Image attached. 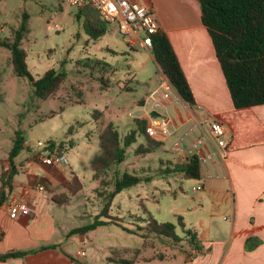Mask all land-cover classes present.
I'll list each match as a JSON object with an SVG mask.
<instances>
[{"label": "rangeland", "instance_id": "374dc122", "mask_svg": "<svg viewBox=\"0 0 264 264\" xmlns=\"http://www.w3.org/2000/svg\"><path fill=\"white\" fill-rule=\"evenodd\" d=\"M99 18L90 4L78 8L65 0H0V43L12 44L21 32L20 46L28 53L29 70L36 79L50 68L67 72L56 94L42 99L27 77L15 73L10 48L0 45V184L11 170L9 153L17 130L36 147L39 141H74L67 157L85 186L70 205L59 207L69 227L86 226L103 212L116 172L149 178L114 197L110 215L122 221L87 231L81 245L88 255L82 258L89 264H119L110 258L135 260L138 255L136 264H186L191 243L178 216L184 218L185 228L194 230L196 219L207 212L197 208L203 191L194 187L200 180L187 178L177 169L178 154L170 150V143L136 154L141 144L146 146L140 132L138 141L127 148L125 161L98 180L92 179L90 161L99 153L101 130L110 123L123 137L140 130L131 112L141 113L135 110L138 102L160 81L159 69L146 48L128 45L117 24L103 20L106 34L92 39L84 22ZM96 110L103 112L98 119ZM72 125L75 130L69 133ZM148 213L158 222L173 223L181 240L137 230L136 224H144L138 218ZM120 224L137 233H128ZM75 237L80 243L81 235ZM143 256L155 257L144 260Z\"/></svg>", "mask_w": 264, "mask_h": 264}, {"label": "crops", "instance_id": "0c3cea01", "mask_svg": "<svg viewBox=\"0 0 264 264\" xmlns=\"http://www.w3.org/2000/svg\"><path fill=\"white\" fill-rule=\"evenodd\" d=\"M146 1L167 34L195 98L191 105L173 90V97L177 95L179 100L169 102L172 134L163 142L170 143V150L178 154V164L194 153L201 161L198 185L203 193L197 208L207 213L196 219L194 230L202 248L190 245L186 264H264V104L235 108L198 0ZM145 48L159 69L160 83L166 75L152 49ZM213 121L228 130L226 149H218L209 138L208 124ZM74 145V141L65 144L66 156ZM38 152L36 144L26 142L14 159L17 173L0 207V255L27 253L0 258V264H89L82 258L88 254L77 256L84 249L82 236L87 231L73 232L81 226L69 227L59 215V207L70 205L83 190L69 195L62 205L53 199L69 194L73 176H81L69 159L68 163L48 165ZM13 199L27 202L30 212L11 218L8 204ZM75 234L81 235L80 243ZM139 259L137 255L135 260Z\"/></svg>", "mask_w": 264, "mask_h": 264}, {"label": "trees", "instance_id": "16d2710c", "mask_svg": "<svg viewBox=\"0 0 264 264\" xmlns=\"http://www.w3.org/2000/svg\"><path fill=\"white\" fill-rule=\"evenodd\" d=\"M201 6L202 20L208 28L221 63L227 85L235 108H247L264 104V0H198ZM82 17V12L77 13V18ZM105 22L100 18L94 21L85 20L84 26L92 39L97 40L107 32ZM25 25L21 26V30ZM152 53L156 62L161 67L163 73L168 77L172 85L189 104H195V98L187 77L181 67L179 59L167 36L161 29L152 36ZM21 32L17 33L16 40L12 44L0 43L11 50L12 64L17 75L27 77L34 87L35 94L48 99L53 97L60 86L67 78V72L56 68L48 69L41 77L35 78L27 63L28 53L21 45ZM129 45V44H128ZM145 99L141 100L142 104ZM95 114V113H94ZM103 112L96 110V119L102 116ZM139 129L130 133H121L110 123L99 133V153L90 161V168L93 171V179L96 181L114 165H117L127 158V148L138 141V136L142 132L146 146H141L136 150V154L152 151L160 147L163 142L153 139L146 131V121L137 119ZM75 126L69 128V133H73ZM26 137L22 130H17L13 146L9 153L11 170L7 179H2L0 187V207L7 200L11 190V179L17 173L14 159L26 148ZM51 151L58 154H65L64 142L57 143L56 140L46 141ZM181 169L187 178H201V161L197 154L188 156L185 163L176 165ZM136 174L124 172L119 175L115 173L114 189L109 194V199L96 220L90 224L78 227L73 232L89 231L109 223H120L122 219L114 218L110 215V208L114 197L122 190L148 180ZM104 181V180H103ZM84 182L77 175H74L69 187V194L55 195L53 199L59 205L67 203L69 195H77L84 188ZM105 217V219H101ZM137 230H147L160 236L172 238L180 241L176 226L170 222H158L154 216L148 213L146 218H138ZM116 221V222H115ZM178 222L184 228L191 245L201 249L195 230L185 228L182 216H178ZM122 225V224H120ZM123 226L128 233H137L136 229ZM27 252L11 251L0 255L1 259L9 257L23 256ZM110 261L119 264H136L134 258H120Z\"/></svg>", "mask_w": 264, "mask_h": 264}, {"label": "built area", "instance_id": "2783aa9c", "mask_svg": "<svg viewBox=\"0 0 264 264\" xmlns=\"http://www.w3.org/2000/svg\"><path fill=\"white\" fill-rule=\"evenodd\" d=\"M68 4L82 8L92 5L107 23L118 25L120 33L124 40L131 46L140 44L143 47L152 49V36L160 30V25L155 17L151 6L146 0H65ZM176 90L167 76L163 77L157 87L151 90L146 96L144 102L135 110H140V114L131 112L132 117L146 121V131L155 140L164 142L172 134V117L168 111L171 100L178 101L179 97L174 95ZM154 112L158 115L155 116ZM209 138L218 149H226L228 145V130L224 124L219 121H213L209 126ZM39 159L48 165H57L68 163L65 154H58L51 151L47 142L39 141ZM195 154V153H194ZM192 155V154H191ZM223 156L226 155L223 153ZM44 189L43 185L39 186ZM202 185L194 187L199 190ZM9 215L15 219L20 214H27L31 208L25 201L10 200ZM1 238V234H0ZM87 253L81 249L77 256H85Z\"/></svg>", "mask_w": 264, "mask_h": 264}, {"label": "water", "instance_id": "95a60500", "mask_svg": "<svg viewBox=\"0 0 264 264\" xmlns=\"http://www.w3.org/2000/svg\"><path fill=\"white\" fill-rule=\"evenodd\" d=\"M154 115H155V116H157V115H158V113H157V112H154Z\"/></svg>", "mask_w": 264, "mask_h": 264}]
</instances>
